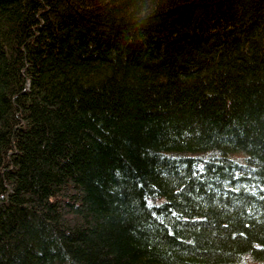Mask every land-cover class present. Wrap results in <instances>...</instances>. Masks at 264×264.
<instances>
[{
  "label": "trees",
  "instance_id": "16d2710c",
  "mask_svg": "<svg viewBox=\"0 0 264 264\" xmlns=\"http://www.w3.org/2000/svg\"><path fill=\"white\" fill-rule=\"evenodd\" d=\"M0 264H264V0H0Z\"/></svg>",
  "mask_w": 264,
  "mask_h": 264
}]
</instances>
